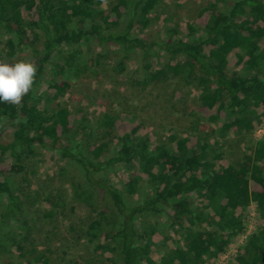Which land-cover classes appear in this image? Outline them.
I'll return each instance as SVG.
<instances>
[{
    "label": "trees",
    "instance_id": "16d2710c",
    "mask_svg": "<svg viewBox=\"0 0 264 264\" xmlns=\"http://www.w3.org/2000/svg\"><path fill=\"white\" fill-rule=\"evenodd\" d=\"M104 1L0 0V60L26 51L37 66L21 101L0 103V264H61L51 247L30 238L37 197L6 179L27 168L36 145L77 168L71 209L89 207L79 229L73 222L69 229L87 236L95 257L65 250L63 264H217L232 246L220 264H264V134L242 136L238 158L223 149L230 135H252L264 124V0H207L160 35L148 29L161 0ZM109 46L118 53V74L139 56L145 75L136 84L178 79L197 88L198 118L209 130L195 119L191 131L156 138L123 110L93 122L82 107L67 105V71L97 66ZM45 97L50 107L42 106ZM8 129L11 139L3 141ZM214 143L218 163L208 157ZM46 199L52 220L63 205ZM252 211L260 223L248 230Z\"/></svg>",
    "mask_w": 264,
    "mask_h": 264
},
{
    "label": "rangeland",
    "instance_id": "374dc122",
    "mask_svg": "<svg viewBox=\"0 0 264 264\" xmlns=\"http://www.w3.org/2000/svg\"><path fill=\"white\" fill-rule=\"evenodd\" d=\"M206 1L161 0L157 7L159 17L156 18L148 31L154 35L164 34L166 28L176 22L184 23L186 20L192 19L195 10L204 5ZM109 2L110 0H105L104 5L108 6ZM1 38L2 31L0 30ZM108 48L111 54L102 57L97 66L89 65L88 68H82L77 75L74 71H67L66 76L71 80L72 87L66 93L64 102L73 110L82 107L93 122L106 110L114 112L123 110L127 117L133 121L137 117L143 119L149 133L156 138L166 137L173 132L183 134L191 131V123L195 119L200 120V129L209 130L210 122L198 118L197 88L178 79L158 85L136 84L135 80L142 79L145 75L139 56L133 55L129 58L125 71L118 74L113 69L118 53L115 48L110 46ZM84 56L86 57L87 54ZM83 59L84 57H81L80 61L83 62ZM162 59L163 57H160V60ZM17 60L29 61V54L26 51L19 52L8 58V61ZM157 65H159V60L153 58L152 66L157 67ZM41 89L45 93L48 92L46 84ZM42 106L50 107V102L46 97L43 99ZM261 134L264 133L257 128L252 135H230L223 149L231 159L238 158L246 144L243 137L246 139L248 136L258 138ZM214 137L215 135L211 136V140ZM237 137H242V139L237 141ZM10 139L11 132L8 129L4 132L2 140L9 141ZM218 145V143H214L208 150V157L217 163L219 160L213 158V149ZM11 160L8 157V161ZM26 164L25 170L19 173H10L6 179L12 187L22 184L28 191L33 192V197H37L34 201L35 208L33 206L28 214L31 228L30 238L36 242L39 248L51 247L52 256L61 264H63L62 257L66 255L65 250L69 257L77 256L79 259L95 257L90 249L87 236H79L75 231L69 229L72 222L79 229L81 226L79 222L85 221L89 212V207L81 203L77 205L76 209H71V206L76 202V199H73L71 181L74 176L79 174L77 168L68 163L66 159H61L58 153L41 145H36L35 155L31 159H27ZM133 167L135 169L136 164ZM112 177L117 179L115 173L112 174ZM34 190H38L39 193H34ZM47 196L63 205L59 209H54L56 213L52 220L44 215L45 210L54 208L47 201ZM259 223L260 218L252 211L249 216L248 230L253 229ZM174 238L177 241L182 240L179 235ZM152 252L158 256L159 248L153 246ZM233 253L234 247L232 246L222 254L217 264L227 261Z\"/></svg>",
    "mask_w": 264,
    "mask_h": 264
},
{
    "label": "clouds",
    "instance_id": "9594fccd",
    "mask_svg": "<svg viewBox=\"0 0 264 264\" xmlns=\"http://www.w3.org/2000/svg\"><path fill=\"white\" fill-rule=\"evenodd\" d=\"M36 71L31 61L0 60V103L18 104L32 89Z\"/></svg>",
    "mask_w": 264,
    "mask_h": 264
},
{
    "label": "built area",
    "instance_id": "2783aa9c",
    "mask_svg": "<svg viewBox=\"0 0 264 264\" xmlns=\"http://www.w3.org/2000/svg\"><path fill=\"white\" fill-rule=\"evenodd\" d=\"M259 131H262V132L264 133V124H263L261 127H259ZM262 135H263V134H261L260 137H261Z\"/></svg>",
    "mask_w": 264,
    "mask_h": 264
}]
</instances>
